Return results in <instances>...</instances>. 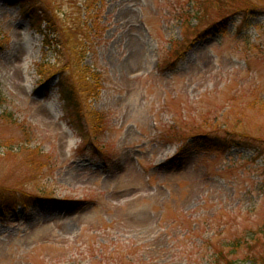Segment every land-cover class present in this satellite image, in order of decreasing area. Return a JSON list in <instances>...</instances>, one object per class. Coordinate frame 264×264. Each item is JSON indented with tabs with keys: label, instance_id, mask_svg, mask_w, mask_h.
Wrapping results in <instances>:
<instances>
[{
	"label": "rangeland",
	"instance_id": "rangeland-1",
	"mask_svg": "<svg viewBox=\"0 0 264 264\" xmlns=\"http://www.w3.org/2000/svg\"><path fill=\"white\" fill-rule=\"evenodd\" d=\"M221 1L0 0V264H264V0L201 36ZM64 66L101 82L82 132Z\"/></svg>",
	"mask_w": 264,
	"mask_h": 264
},
{
	"label": "trees",
	"instance_id": "trees-1",
	"mask_svg": "<svg viewBox=\"0 0 264 264\" xmlns=\"http://www.w3.org/2000/svg\"><path fill=\"white\" fill-rule=\"evenodd\" d=\"M5 1L7 3L15 2V0H5ZM221 3L223 4L219 7L218 12L220 14L219 15L220 17H223V16L224 17L221 20H216L214 23H212L210 27L208 28V30L207 29L202 30L200 33L201 36L204 33H207L211 29L216 30L217 32L224 31L230 17L244 13L243 3L245 5L246 0L245 1L235 0V3L229 2L228 4H227V1L224 2L222 0ZM205 4L207 5L206 7L209 8L208 1ZM208 11L209 9L203 13H200V12L194 13L195 16H191V14L187 15V19L185 20H190L192 17H195L198 21L195 27L191 26L189 21H183L185 24L186 35L188 34L189 31H192L195 28L199 27L203 16H206ZM26 14L30 15V17L33 15L34 16L38 15L37 17H39L40 15L42 17V21L46 24L45 44L50 42L49 38L51 35L53 37L52 39L54 40L56 44H59L61 42V38H60L61 35L59 34L58 30H56L58 28V21L55 20L54 17L50 14V12L48 11V8H44L42 6L38 8L37 10L36 7H34V2H33V6H31L30 8L26 10ZM181 43L179 44L185 47V44L189 43V38H186L183 44ZM42 67L43 65L41 66V68ZM39 73L40 75H43L41 70H39ZM98 77H99L98 74L92 73V70L89 67H85V68L76 67L72 70V67L69 69V66H64L58 72H55L52 74H50V72H46L45 75H43V77L39 80L40 81L39 84L40 86H42L41 89L45 91L50 88L53 79H56L57 85L60 89V100L62 101V106L64 108L65 113H67L68 117L72 119V121L69 122L70 126L73 130L82 132L83 130L80 127L81 125H83V123H85L86 114H87L85 109L87 106V101L88 100L96 101L99 96L98 87L101 86V82H100V79H98ZM200 137H203V139H206L207 136L204 135ZM261 140L262 139H260V141ZM207 141L211 143L212 147H216L217 151H219L220 149L231 150L237 146V142L234 137H230V138L226 137L223 140L215 137ZM208 142H206L205 140L204 142L205 146L209 145ZM253 153L257 156H260L264 154V148L262 150L259 147L254 148ZM44 196L46 195L44 194ZM44 196L42 195L41 197H36V199L40 201V204L37 203L39 206L44 205V202L46 201V198ZM13 200H14L13 196L3 198L0 192V214L6 216L12 211L15 212L17 210V207H18L17 201L15 202V200L14 201ZM30 204L31 202L27 204L25 203L24 207H27ZM254 237L255 236L252 233L248 238H251L252 240H254ZM248 243H251V242L248 241ZM246 259L252 260L254 264H263V263H259L258 259H252L250 257H247ZM228 263L236 264L235 262L231 260Z\"/></svg>",
	"mask_w": 264,
	"mask_h": 264
}]
</instances>
